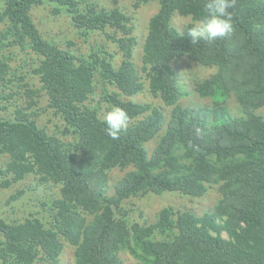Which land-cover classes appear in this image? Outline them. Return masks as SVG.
<instances>
[{
    "label": "trees",
    "instance_id": "1",
    "mask_svg": "<svg viewBox=\"0 0 264 264\" xmlns=\"http://www.w3.org/2000/svg\"><path fill=\"white\" fill-rule=\"evenodd\" d=\"M53 1L77 32L102 33L107 43L87 54L63 48L33 19L43 0H0V156L7 157L0 187L29 176L60 187L58 198L23 220L0 217V263L60 264L68 243L76 264H126L125 253L133 264H264V0H235L232 37L211 44H192L189 26L172 24L177 15L200 19L206 0H134L136 9L159 4L142 45L143 75L134 62L139 42L131 16L92 0ZM109 44L122 55L118 65ZM28 49L41 58L32 70L38 89L11 63ZM180 64L215 70L193 87L211 104L182 103L188 93ZM99 79L110 88L102 87L98 101L130 117L117 140L106 135L105 111L90 105ZM20 87L31 102L7 114ZM145 90L162 104L129 99ZM41 93L72 141L49 134L29 112ZM115 169L125 174L110 195ZM213 183L221 197L201 216L170 206L155 222H141L126 203L147 194L197 198Z\"/></svg>",
    "mask_w": 264,
    "mask_h": 264
},
{
    "label": "rangeland",
    "instance_id": "2",
    "mask_svg": "<svg viewBox=\"0 0 264 264\" xmlns=\"http://www.w3.org/2000/svg\"><path fill=\"white\" fill-rule=\"evenodd\" d=\"M97 2L101 7L112 9L119 7L128 16L132 17V25L134 33L138 38V46L134 53V62L136 67L142 73V56H143V43L148 34L149 21L153 15L159 10L158 2H152L142 5L139 8L134 7V0H92ZM55 2L53 0H43V4L35 6L32 10V16L43 36L49 41L60 45L63 48H70L76 53L87 54L93 44H106L105 35L102 33H93L89 38L77 32L72 24V21L66 11L61 13L54 12ZM193 19L191 17L175 16L172 24L178 29H184L189 25ZM73 44L70 46L69 44ZM108 49L115 54L114 61L118 65L122 60V55L113 45L109 44ZM41 60L40 56L34 53L31 49L24 51H17L15 58L11 61L13 68L18 75L26 74L28 76V83L31 87L40 88V79L38 76L32 74L33 67ZM180 72L182 73V82L185 85V91L188 93L182 99L185 105H204L211 104L209 100L201 98L194 92V80H199L208 77L215 70L203 66H195L190 71L186 64L179 65ZM15 82L18 81L15 80ZM102 87L110 88L104 84V81L99 79L97 81V95L95 99L90 101L91 106L108 111V107L100 103L99 97L101 96ZM21 96H17L12 105L9 106L7 114L14 111V106L28 107L31 100L25 95V88L20 87ZM136 102L141 103H155L161 105L162 102L159 98H153L150 93L145 90L142 93L133 96ZM128 99V100H129ZM35 100V106L28 109L30 113L34 114V118L40 127L45 128L49 134H56L63 138L66 142L72 141V137L62 135L64 125L62 120L55 115L54 109L49 107V101L45 93H41V97ZM228 104L233 113L240 112V105L238 101L231 97ZM104 112V113H105ZM103 113V114H104ZM259 113L264 116V108L259 110ZM14 117V116H13ZM156 142V141H155ZM152 141L149 143V149L155 145ZM7 161L6 156H0V165H4ZM125 174V171L115 169L110 173L108 191L110 195L115 193L116 183ZM218 183L209 185L208 192L201 197H190L179 193H167L161 196L154 194H147L146 196L132 198L126 201L127 205L132 208V217L141 221L153 223L157 219L159 212L167 207H174L180 210H188L201 216L208 211H212L217 205L221 193ZM24 192L19 198H14L17 192ZM60 195V187L53 184L40 185L37 176H29L25 180L11 185L10 188L0 187V217L8 218L11 220L24 219L29 214L36 213L42 210L43 203H50L52 199L58 198ZM13 197V198H12ZM227 237L226 234H223ZM126 264H133L135 260L129 254H123ZM75 248L68 243H65L64 252L60 258V264H76L75 262ZM1 264V263H0Z\"/></svg>",
    "mask_w": 264,
    "mask_h": 264
},
{
    "label": "clouds",
    "instance_id": "3",
    "mask_svg": "<svg viewBox=\"0 0 264 264\" xmlns=\"http://www.w3.org/2000/svg\"><path fill=\"white\" fill-rule=\"evenodd\" d=\"M235 0H206L204 15L193 20L188 27V35L192 44L201 41L208 44L217 39H230L234 32L232 13ZM102 122L106 125L105 132L112 140L127 130L130 122L129 114L120 107H113L103 115Z\"/></svg>",
    "mask_w": 264,
    "mask_h": 264
}]
</instances>
